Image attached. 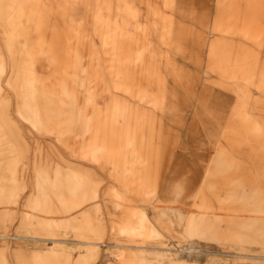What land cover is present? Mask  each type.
<instances>
[{
    "label": "rangeland",
    "instance_id": "374dc122",
    "mask_svg": "<svg viewBox=\"0 0 264 264\" xmlns=\"http://www.w3.org/2000/svg\"><path fill=\"white\" fill-rule=\"evenodd\" d=\"M0 264H264V0H0Z\"/></svg>",
    "mask_w": 264,
    "mask_h": 264
},
{
    "label": "crops",
    "instance_id": "0c3cea01",
    "mask_svg": "<svg viewBox=\"0 0 264 264\" xmlns=\"http://www.w3.org/2000/svg\"><path fill=\"white\" fill-rule=\"evenodd\" d=\"M6 262H7V257H6Z\"/></svg>",
    "mask_w": 264,
    "mask_h": 264
}]
</instances>
